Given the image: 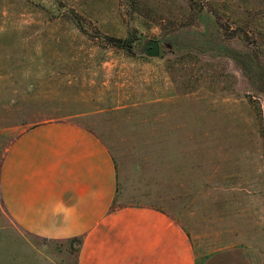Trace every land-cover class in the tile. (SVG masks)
Masks as SVG:
<instances>
[{
	"label": "rangeland",
	"instance_id": "obj_1",
	"mask_svg": "<svg viewBox=\"0 0 264 264\" xmlns=\"http://www.w3.org/2000/svg\"><path fill=\"white\" fill-rule=\"evenodd\" d=\"M144 37L158 57L133 52ZM59 120L107 144L119 202L166 209L205 253L264 249V0H0V163L22 129ZM75 254L0 199V264Z\"/></svg>",
	"mask_w": 264,
	"mask_h": 264
},
{
	"label": "crops",
	"instance_id": "obj_2",
	"mask_svg": "<svg viewBox=\"0 0 264 264\" xmlns=\"http://www.w3.org/2000/svg\"><path fill=\"white\" fill-rule=\"evenodd\" d=\"M0 199L19 230L47 241L79 239L75 264H264L263 248L229 243L205 253L166 209L119 202L109 147L74 121L40 122L9 141ZM54 212L65 226L53 231Z\"/></svg>",
	"mask_w": 264,
	"mask_h": 264
},
{
	"label": "water",
	"instance_id": "obj_3",
	"mask_svg": "<svg viewBox=\"0 0 264 264\" xmlns=\"http://www.w3.org/2000/svg\"><path fill=\"white\" fill-rule=\"evenodd\" d=\"M133 52L137 55H143L150 58L158 57L160 53L159 40L144 37Z\"/></svg>",
	"mask_w": 264,
	"mask_h": 264
},
{
	"label": "clouds",
	"instance_id": "obj_4",
	"mask_svg": "<svg viewBox=\"0 0 264 264\" xmlns=\"http://www.w3.org/2000/svg\"><path fill=\"white\" fill-rule=\"evenodd\" d=\"M53 218L52 220L50 221L49 225H48V228L49 230H57L61 227H64L65 226V218H64V215L63 213H60V212H54L52 214ZM68 235H71V233H67Z\"/></svg>",
	"mask_w": 264,
	"mask_h": 264
},
{
	"label": "trees",
	"instance_id": "obj_5",
	"mask_svg": "<svg viewBox=\"0 0 264 264\" xmlns=\"http://www.w3.org/2000/svg\"><path fill=\"white\" fill-rule=\"evenodd\" d=\"M108 44L115 48H127L129 44H127V40L120 39V38H114V37H107ZM73 242H76L78 244L80 242L79 239L72 240Z\"/></svg>",
	"mask_w": 264,
	"mask_h": 264
}]
</instances>
